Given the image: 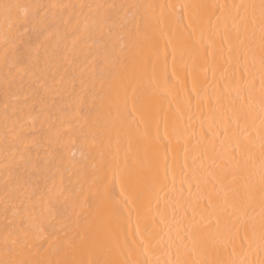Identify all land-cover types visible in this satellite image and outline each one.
<instances>
[{
    "label": "bare ground",
    "instance_id": "bare-ground-1",
    "mask_svg": "<svg viewBox=\"0 0 264 264\" xmlns=\"http://www.w3.org/2000/svg\"><path fill=\"white\" fill-rule=\"evenodd\" d=\"M0 264H264V0H0Z\"/></svg>",
    "mask_w": 264,
    "mask_h": 264
}]
</instances>
